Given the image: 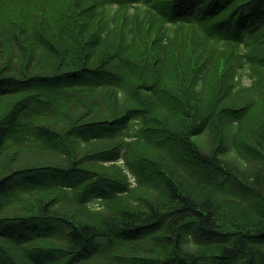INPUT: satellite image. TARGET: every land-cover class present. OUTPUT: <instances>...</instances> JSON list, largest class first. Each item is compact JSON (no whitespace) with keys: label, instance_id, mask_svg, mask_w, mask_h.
<instances>
[{"label":"trees","instance_id":"1","mask_svg":"<svg viewBox=\"0 0 264 264\" xmlns=\"http://www.w3.org/2000/svg\"><path fill=\"white\" fill-rule=\"evenodd\" d=\"M0 264H264V0H0Z\"/></svg>","mask_w":264,"mask_h":264},{"label":"rangeland","instance_id":"2","mask_svg":"<svg viewBox=\"0 0 264 264\" xmlns=\"http://www.w3.org/2000/svg\"><path fill=\"white\" fill-rule=\"evenodd\" d=\"M134 130H135V128H133V129H130V130H129V133H130V132H133Z\"/></svg>","mask_w":264,"mask_h":264}]
</instances>
